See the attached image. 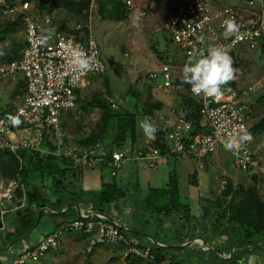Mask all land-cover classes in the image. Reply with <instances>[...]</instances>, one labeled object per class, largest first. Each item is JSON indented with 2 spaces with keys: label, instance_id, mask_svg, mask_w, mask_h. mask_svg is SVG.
Segmentation results:
<instances>
[{
  "label": "trees",
  "instance_id": "trees-1",
  "mask_svg": "<svg viewBox=\"0 0 264 264\" xmlns=\"http://www.w3.org/2000/svg\"><path fill=\"white\" fill-rule=\"evenodd\" d=\"M29 2L40 12L48 15L60 31L74 34L78 39L84 38L82 33L85 36L90 33L87 16L92 5H95L97 20L123 21L130 12L126 0H29ZM214 3L219 4L220 1L214 0ZM59 9L66 12V18H61V21L52 17V13ZM2 16L5 19L1 24L3 25V29L0 30L1 37L4 33L12 34L20 28L23 30L19 16ZM69 17L71 18L68 19ZM72 19L73 23L70 24L69 21ZM77 23L81 24L79 29L75 28ZM15 45L17 43H12L9 52L3 55L4 59L11 60L20 56L21 51L13 49ZM23 46L24 38L22 48ZM166 49L165 53L169 50ZM165 53L160 56L161 62L166 59ZM231 55L235 70L240 57L234 52H231ZM105 70L102 73H105ZM21 80L20 87L25 85L24 79ZM151 80L149 78L148 84L143 86L142 94L145 95L143 99L140 97V89L133 85H129L119 94L115 93L105 78L102 81L106 87L105 93L91 91L90 97L86 98L83 97L82 91L76 90V104L63 113L60 126L64 131L73 134V141L76 144L94 150L93 161L90 164L75 163L69 157L52 152L21 148L12 151L8 147L0 149V179L18 180L20 185L14 191V205H20L23 201V205L8 219L9 225L4 224V218L1 219L3 223L1 222L0 230H3V236H0V240H17L28 235L33 226L38 225L43 211L47 212L50 218L55 216L59 218L55 225L58 228L75 218L89 215V210L94 209L99 211H95L90 217L113 222L133 244L150 245L158 263H162L170 254L172 248L170 244L185 243V231L188 233L201 231L215 237L226 238L228 240L225 241L230 246L237 245L235 256L254 248L258 242L264 240V200L259 195L256 173L238 169L239 172L250 175L251 179L246 181L243 178L238 182H235L233 176L223 174L225 183L220 192L216 193L210 188L214 195L203 197L199 204V213L192 215L190 203L181 199L175 169L169 171L168 181L163 187L149 185L140 187L117 179V174L112 175L107 170L111 152L123 148L128 139L136 142L142 135V129L138 125L142 115H147L151 120L155 119L157 125L155 136L150 138V142L157 146L162 154L167 151L165 142L167 131L162 125L157 124V118H160L166 102L156 97L158 91ZM93 83L91 79V84L87 87H92ZM189 87L190 84L185 83L183 76L178 74L171 86L162 87L164 94H159L172 98L173 102L175 100L178 106L175 107L173 104L172 106L176 113H183L191 121L193 130L198 131L201 128L202 99L189 95ZM224 88L237 92L241 86L234 79L224 85ZM251 96L254 97L251 107L255 103L260 106V112L256 115L257 120L249 126L256 138L264 132V94L257 92ZM119 97L122 98L121 101L118 100ZM241 99L245 101L243 97ZM2 106L5 107L4 113L13 115L14 106L8 104ZM95 108L99 110V115L93 121L89 111ZM76 114L80 115L78 119ZM41 145L48 150L55 148L47 132L43 134ZM258 155L261 157L260 153ZM94 169H97L95 174L90 172ZM105 171L109 172L107 173L109 177ZM191 177L189 184L193 185L196 182L195 173L191 174ZM46 188L50 191L49 194L45 193ZM51 195L57 198L52 201L49 199ZM50 204H56L55 209ZM83 206L88 210L82 211ZM8 208L10 210L11 206ZM168 218L173 222L180 220V227L176 229L178 240L162 238L163 227L167 229L165 222ZM154 232L155 237L152 235ZM75 233H77L74 235L75 239H78L79 235L84 237L82 246L86 251L93 234ZM143 239H147L149 244ZM57 249L48 252H53L55 256L59 254ZM231 258L236 261L234 255Z\"/></svg>",
  "mask_w": 264,
  "mask_h": 264
},
{
  "label": "built area",
  "instance_id": "built-area-1",
  "mask_svg": "<svg viewBox=\"0 0 264 264\" xmlns=\"http://www.w3.org/2000/svg\"><path fill=\"white\" fill-rule=\"evenodd\" d=\"M245 1L244 8L230 3L215 4L214 0L179 2L165 26L170 41L179 54L173 57L174 52L169 51L167 60L161 62L158 70L148 72V77L152 80L159 77L160 80L155 83L159 88L171 86L178 74L183 76V66L194 51L206 52L207 47L213 44L225 47L232 60L231 52L238 56L234 51L236 47L249 49L256 55V52H260L264 57V0ZM0 13L19 16L24 34V46L18 58L6 60L0 54V79L22 77L25 81L24 93L16 101L12 109L13 115L4 113L5 107L0 103V149L8 147L12 151L21 148L52 152L69 157L75 163L90 164L94 150L76 144L73 136L62 130L60 120L63 112L75 106L76 90L89 86L90 76L105 70L94 35L90 32L83 39H78L74 34L60 31L52 19L32 6L29 0H0ZM227 19H234L239 30L225 39L223 24ZM80 27V23L75 25L76 29ZM201 36L204 40L199 39ZM73 47H78L95 58V67L91 71L80 73L73 70L68 59ZM247 89L251 90L252 87ZM188 94L202 99L201 128L194 131L191 121L183 113H176L173 118L166 119L165 154L199 159L215 153L228 136L243 131L249 139L240 146L237 154L234 155L231 151L234 164L241 171L256 173L264 181V159L252 149L254 136L249 128L248 103L235 91L225 89L224 85L222 94L218 97L196 94L191 85ZM45 132L54 143L53 150L41 145ZM160 155L159 148L150 139L142 146L127 141L123 148L111 152L107 164L113 175L130 160L151 165ZM18 185L16 179H0V205L4 200L11 201L12 192ZM21 188L23 189L22 185ZM5 211L6 209H1L0 214L3 215ZM90 216H80L62 224L42 237L33 247L23 248L11 261L0 259V264L38 261L48 250L59 247L62 241L60 237L66 231L92 233L93 237L87 247L89 251L98 243H123V258L132 255L145 259L148 264H183L174 261L171 256L162 263L156 262L150 245L133 244L113 222Z\"/></svg>",
  "mask_w": 264,
  "mask_h": 264
},
{
  "label": "rangeland",
  "instance_id": "rangeland-1",
  "mask_svg": "<svg viewBox=\"0 0 264 264\" xmlns=\"http://www.w3.org/2000/svg\"><path fill=\"white\" fill-rule=\"evenodd\" d=\"M181 1L182 0H129L127 5L130 8V12L127 18L123 21L95 19L96 8L95 5H92V11L90 10V13L87 16V24L90 32L93 33L97 41L100 50V58L104 62L106 70L105 73L93 74L90 76L92 82H94L92 87L78 89L79 91H82L83 97H90L91 91L95 90L105 93L106 87L102 83L105 78L109 81L110 86L115 93L119 94L121 91L126 90L129 85H133L135 88L140 89L141 95H139L141 99H143L145 96L142 94V91L144 92L143 86L148 84L147 82L149 79L147 74L150 71L158 70L161 64L160 56L165 53L167 50L166 48L169 49L165 53L166 57L171 50L174 51V54L172 55L173 57L179 54V52H177L172 45V42H170L169 32L165 26L166 21H168L173 15L175 6ZM224 1L228 2L229 0ZM229 2H231V0ZM242 2L246 4V1L243 0ZM65 13L66 12H64L63 9H59L54 11L52 13L53 16H51L61 21L63 18H66ZM137 16H139V20H137ZM70 18L71 17L68 19ZM4 19V16L0 14V30L3 29V25L1 24ZM72 21L73 19L69 21L70 24L73 23ZM81 35L82 37H85L84 33ZM23 38L24 34L21 28L12 34L4 33L2 37L0 36V54L5 56L6 53L9 52V48L12 43H17L13 49H16L17 52L21 51ZM234 51L242 57L241 59L239 58L238 65L234 72L235 77L237 76L236 78L241 86V88L237 90V93L239 96L243 97L250 106V116L248 122L249 124H253L257 120L256 115L260 112V106L255 103V105L251 107V101H254V97L251 95H254L257 92L264 94V57L260 52H256V55L253 51L249 49L244 50L242 47H236ZM21 78L22 77L19 79H0V103L2 105L8 104L10 106H14L16 101L19 100L18 97L21 95V90L19 91L20 81H22ZM159 80V77L153 78L151 83H158ZM249 86H251L252 89L245 95V88ZM155 87L158 91L156 97L158 96L159 98H162L166 104H173L175 107L178 106V103L175 100L173 102L172 98L169 99L163 95L164 90L162 88L157 87L156 84ZM121 99L122 98L119 97L118 100L121 101ZM89 112L90 118H92L93 121L96 120L99 115V110L95 108ZM166 112L169 114V111ZM79 116V114H76L77 119ZM146 117L149 118L147 115H142L139 121ZM152 121H155V119ZM138 125H140V122H138ZM64 132L73 135L70 132ZM142 136L144 139L149 140V137L145 136L143 131ZM252 149L257 151V154L260 153L261 157L263 156L262 158H264V132L259 134L256 138L254 137ZM213 154H215L218 159L214 158V161H212V159L209 158L211 160L208 159L207 162L205 161V164L202 162L194 164V161L201 160V158L196 160L194 158H190L187 161L190 174L195 172L196 181L195 184L190 186V191L187 193L189 198L188 202L191 203L192 210H195L203 196L211 197L214 195V192L209 190L210 188L214 189L216 193L220 192L225 183L223 174L233 176L235 182L241 181L243 178L246 181L251 180L250 175L238 171V168L234 164V157L230 150H226L223 146H219L216 153ZM129 165L132 166V163ZM182 167L185 166L182 165L179 167L178 164L175 163L174 166H172V170L175 169L176 171L180 191L183 193L186 191L183 188L187 187L185 182L188 179V172H185ZM107 170L110 172L109 168ZM143 170L147 171L149 178L150 174L156 173V171L151 169L144 168ZM96 171L97 169L91 170L90 172ZM108 171H105L106 174L109 173ZM107 176L109 177L108 174ZM118 176L121 175L118 173L116 178ZM257 179V184L261 185L264 191V181L260 178ZM150 181L152 182V187H163L161 184L159 185L158 181L154 182V178L150 179ZM139 183L144 186L147 184L142 180H140ZM54 198L57 197L55 195H51L49 197L52 201ZM181 199L185 201L183 197H181ZM51 205L54 208L56 204H50V206ZM92 211L99 210H90V212ZM11 215L12 213H5L3 215L5 219L4 224H10L8 219ZM55 225V220L52 221L49 214L43 211L38 225L35 227L33 226L34 228L32 231L30 230V233L22 237V239H14L12 242L14 244L22 243L21 246H25L24 241L37 237L39 233L48 231L49 228L55 227L56 230L57 226ZM163 229L162 233L164 235H168L169 230L164 227ZM158 230L161 231L159 228ZM155 233L156 232L152 233L154 237L156 236ZM76 234L77 233L72 231H66L64 235L62 234L60 237L62 241L57 249L59 252L58 255L54 256L53 252H48L38 261L30 262L28 264H148L145 259H139L132 255L123 258V252L125 250L124 246L119 244L117 245L115 243H98L94 245L90 251L88 249L84 251L82 243L85 239L80 235L78 239H75L74 235ZM0 236H3V230H0ZM143 240L146 242L148 241L147 239ZM10 243L11 240H2L0 242V246L7 247ZM147 244L149 243L147 242ZM186 249L188 248L185 247L180 250L184 251ZM173 253L174 254L172 255L168 254L166 259L171 256L174 261L182 263L179 259L180 256H182V258L188 256V253L178 254L174 250Z\"/></svg>",
  "mask_w": 264,
  "mask_h": 264
},
{
  "label": "crops",
  "instance_id": "crops-1",
  "mask_svg": "<svg viewBox=\"0 0 264 264\" xmlns=\"http://www.w3.org/2000/svg\"><path fill=\"white\" fill-rule=\"evenodd\" d=\"M229 1L225 2L224 0H220L221 3H230V4L235 5L238 8H244L246 6V4H244L242 2L243 0H231V2H229ZM240 58H242V57H240ZM235 80L238 82L237 78H235ZM20 89H21V95L18 97L19 99L22 97V95L24 93L25 85L20 87ZM248 90L247 91L245 90V93H244L245 95L247 94ZM230 91H234V90H230ZM166 111H169V114H167ZM175 114H176L175 108L170 104H166L165 107L163 108V110L161 111L160 115H159L160 118L159 119L157 118V124L162 125V128L164 129L165 120L168 118H173ZM69 135H71V134H69ZM128 141H130V139H128ZM146 141H147V139H144V137L141 135L136 140V142H132V143L136 146H142ZM165 142H166V139H165ZM209 158H211L212 161H214V158H217V156L215 154L209 155L208 157L201 158V160L194 161V164L197 162H202L205 164ZM183 159L184 158H182V156L177 155V154H172V153L171 154H165V153L162 154L161 153V155L159 157H157L155 162H153L151 165H144L140 162L130 160V161L124 163L122 165V167L116 171L117 175H118V173L121 175V176H118L117 179H120V180L127 182V183L132 182V184L138 185L140 187H145L148 185L151 186L152 182L150 181V179L154 178L155 179L154 182L158 181L159 185L161 184V186H164V185H166V183L168 181V174H169V171L172 169V166H174L175 163H177L179 167L184 165L185 167H182V168L185 170V172H188L187 173L188 179L185 182L187 187L183 188L184 190H186L185 192L182 193L180 191V196L183 197L186 202H188L189 198L187 196V193L190 191L189 188L191 185L189 184V182L191 180V174H190V170L187 166V161L190 159V157L187 159H184V160ZM211 159H209V160H211ZM130 163H132V166L129 165ZM144 168L154 170V171H156V173H154V174L149 173L150 174V178H149L147 171L143 170ZM92 173L95 174V172H92ZM194 173L195 172H193V174ZM140 180L146 182L147 184L145 186L140 185V183H139ZM209 190L212 191L211 189H209ZM14 191L12 192L11 201L8 202V201L4 200L2 205H0V210L3 208L6 209V211L3 212V215L5 213H13L18 207L21 206V204L20 205H14V201H13ZM259 195L264 200V191H263V188L261 185H259ZM189 196H190V194H189ZM188 203H190V202H188ZM200 203H201V201H200ZM199 204L195 208V210H192V205L190 203L192 215H197L199 213V207H200ZM8 206H11L10 210H9ZM86 210H88L87 207L83 206L82 211L85 212ZM94 212L95 211L90 212V210H89L88 216L93 215ZM3 215L0 214V219L4 218ZM58 219L59 218L56 216L54 218L53 217L51 218V220L52 221L55 220V222L58 221ZM1 222L3 223V221H1ZM165 224L167 225V229L169 230V234L168 235L163 234L162 238H164L166 240H178L177 236H176V229H177V227H180V220H175V222H173L168 218L167 221L165 222ZM1 226H0V228H1ZM32 229H31V231H32ZM54 230H55V227L49 228L48 231H44V232L39 233V235L37 237H35L31 240L24 241L25 246H21L22 243H15L14 244L12 242L13 240H11V243L7 247L0 246V259L2 261H5V262L11 261L23 248L28 247V246H34L35 244L38 243V241L42 237H44L46 234L53 232ZM162 238L160 237V239H162ZM184 240H186L185 243L183 245H180V246L178 244H176L175 242L170 244L172 246V248L169 251L170 255L174 254L173 250L178 254L188 253L187 257L182 258V256H180V258H179L183 264H264V240L258 242L254 248L247 250L246 252H243V253L238 254L236 256H235V253L237 250L236 249L237 245L230 246L225 241L228 239H226V238L223 239L221 237H215L213 234H210V233H205V232L203 233L201 231H198L195 233H193V232L188 233V231H185L184 232ZM1 241L2 240H0V242ZM185 247H187L188 249H186L184 251L180 250V249L185 248ZM233 255H234L236 261L233 258H231V256H233Z\"/></svg>",
  "mask_w": 264,
  "mask_h": 264
},
{
  "label": "clouds",
  "instance_id": "clouds-1",
  "mask_svg": "<svg viewBox=\"0 0 264 264\" xmlns=\"http://www.w3.org/2000/svg\"><path fill=\"white\" fill-rule=\"evenodd\" d=\"M137 20H139V16H137ZM223 28V36L227 39L238 32L239 25L234 19H227L224 21ZM199 39L204 40V37L201 36ZM68 59L73 70L80 73H87L95 67V58L87 55L78 47H73L70 50ZM234 72L228 50L218 44L209 45L206 52L194 51L182 69L183 81L192 86L194 93L203 94L206 97L220 96L222 94V86L236 78ZM140 128L144 135L149 138H153L157 131L155 122L147 117L140 121ZM248 139L247 133L241 131L228 136L223 141V147L232 151L235 155L238 153L240 146Z\"/></svg>",
  "mask_w": 264,
  "mask_h": 264
},
{
  "label": "water",
  "instance_id": "water-1",
  "mask_svg": "<svg viewBox=\"0 0 264 264\" xmlns=\"http://www.w3.org/2000/svg\"><path fill=\"white\" fill-rule=\"evenodd\" d=\"M49 192H50V191L46 188L45 193H46V194H49ZM0 226H1V220H0Z\"/></svg>",
  "mask_w": 264,
  "mask_h": 264
}]
</instances>
